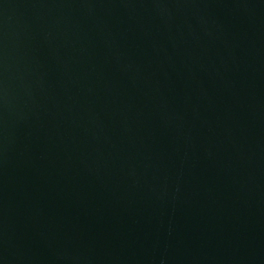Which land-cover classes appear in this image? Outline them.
Masks as SVG:
<instances>
[{
  "label": "water",
  "instance_id": "1",
  "mask_svg": "<svg viewBox=\"0 0 264 264\" xmlns=\"http://www.w3.org/2000/svg\"><path fill=\"white\" fill-rule=\"evenodd\" d=\"M0 264H264V0H0Z\"/></svg>",
  "mask_w": 264,
  "mask_h": 264
}]
</instances>
